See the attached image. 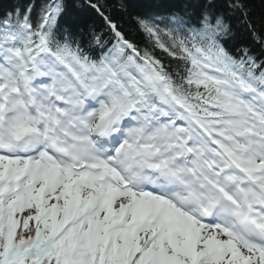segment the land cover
Wrapping results in <instances>:
<instances>
[{
  "label": "snow or ice",
  "instance_id": "1",
  "mask_svg": "<svg viewBox=\"0 0 264 264\" xmlns=\"http://www.w3.org/2000/svg\"><path fill=\"white\" fill-rule=\"evenodd\" d=\"M0 264H264V0H0Z\"/></svg>",
  "mask_w": 264,
  "mask_h": 264
}]
</instances>
